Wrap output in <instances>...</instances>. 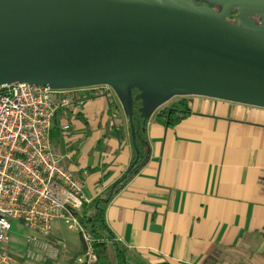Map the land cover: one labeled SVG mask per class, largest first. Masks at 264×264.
Instances as JSON below:
<instances>
[{"label":"crops","instance_id":"1","mask_svg":"<svg viewBox=\"0 0 264 264\" xmlns=\"http://www.w3.org/2000/svg\"><path fill=\"white\" fill-rule=\"evenodd\" d=\"M181 98L147 118L145 165L117 189L105 222L129 264H264V109L192 96L183 122L157 120ZM50 142L89 202L133 164L128 116L108 91L57 110ZM72 234L55 222L51 258L26 264H70L84 250ZM17 244L4 248L21 262Z\"/></svg>","mask_w":264,"mask_h":264},{"label":"water","instance_id":"2","mask_svg":"<svg viewBox=\"0 0 264 264\" xmlns=\"http://www.w3.org/2000/svg\"><path fill=\"white\" fill-rule=\"evenodd\" d=\"M198 1L0 0V88L107 87L134 146V90L143 121L172 97L264 109V0Z\"/></svg>","mask_w":264,"mask_h":264},{"label":"built area","instance_id":"3","mask_svg":"<svg viewBox=\"0 0 264 264\" xmlns=\"http://www.w3.org/2000/svg\"><path fill=\"white\" fill-rule=\"evenodd\" d=\"M109 90L107 87L52 90L29 84L0 88V264H26L32 259L51 258L52 246L46 238L57 221L77 234L84 244L75 263H96L91 235L77 218L89 200L79 181L60 165L52 150L50 130L57 110ZM14 222L31 232L21 262L4 248Z\"/></svg>","mask_w":264,"mask_h":264},{"label":"trees","instance_id":"4","mask_svg":"<svg viewBox=\"0 0 264 264\" xmlns=\"http://www.w3.org/2000/svg\"><path fill=\"white\" fill-rule=\"evenodd\" d=\"M138 94V91H133L132 123L135 130V146L132 163H134L137 158L136 150L138 151L137 162L126 172V176L122 177V179H124L118 184V186H116L112 194H110L109 191L106 196L95 198L91 202L84 204L81 211L77 213L80 225L91 235V246L96 257L95 264H129L125 249L115 241L105 222V208L116 194L117 189L127 184L146 162V154L144 149H142V143L146 140V121H143L139 114L141 103L139 100L135 99ZM189 113L188 102L185 97H182L169 108L162 110L157 115V120L167 127H175L183 122ZM262 235L264 237V230ZM75 259L76 257H74L70 264H75Z\"/></svg>","mask_w":264,"mask_h":264},{"label":"rangeland","instance_id":"5","mask_svg":"<svg viewBox=\"0 0 264 264\" xmlns=\"http://www.w3.org/2000/svg\"><path fill=\"white\" fill-rule=\"evenodd\" d=\"M109 89V88H108ZM111 91V90H109ZM113 94V92L111 91ZM20 224L17 222L13 223V228L10 235V240L16 241L17 244V251L20 254V257H22L21 260L24 259L26 249H27V238L30 235V231L27 228L19 227ZM71 237L76 241L77 244H79L78 236L75 234H72ZM9 253L12 255L13 251L10 249Z\"/></svg>","mask_w":264,"mask_h":264},{"label":"flooded vegetation","instance_id":"6","mask_svg":"<svg viewBox=\"0 0 264 264\" xmlns=\"http://www.w3.org/2000/svg\"><path fill=\"white\" fill-rule=\"evenodd\" d=\"M192 1H194L196 4H198V5H201V4H204V2H202V1H198V0H192ZM211 8H213V9H215V10H217V8L215 7V6H213V5H209ZM234 14H236V13H232V15H234ZM230 21H232V22H234V20L233 19H230ZM255 21L258 23L259 22V20L256 18L255 19Z\"/></svg>","mask_w":264,"mask_h":264}]
</instances>
